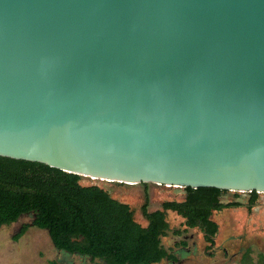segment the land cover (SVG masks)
<instances>
[{
  "label": "water",
  "instance_id": "1",
  "mask_svg": "<svg viewBox=\"0 0 264 264\" xmlns=\"http://www.w3.org/2000/svg\"><path fill=\"white\" fill-rule=\"evenodd\" d=\"M0 157L264 194V0H0Z\"/></svg>",
  "mask_w": 264,
  "mask_h": 264
},
{
  "label": "trees",
  "instance_id": "2",
  "mask_svg": "<svg viewBox=\"0 0 264 264\" xmlns=\"http://www.w3.org/2000/svg\"><path fill=\"white\" fill-rule=\"evenodd\" d=\"M81 178L42 164L0 157V227L27 215L30 223L21 225L13 240L34 227L47 233L54 249L67 254L103 264H155L173 259L161 244V238L173 232L165 219L167 212L209 240L217 232L211 212L240 206L237 201L222 203L227 193L223 190L182 188L181 201H164L152 212L143 201L140 214L145 225L141 226L127 204L95 185H80ZM247 194L249 208L257 194ZM239 264H263V258L258 255L254 263L245 251Z\"/></svg>",
  "mask_w": 264,
  "mask_h": 264
},
{
  "label": "rangeland",
  "instance_id": "3",
  "mask_svg": "<svg viewBox=\"0 0 264 264\" xmlns=\"http://www.w3.org/2000/svg\"><path fill=\"white\" fill-rule=\"evenodd\" d=\"M82 186L95 185L108 192L111 198L127 204L133 211V220L141 226L145 225L140 214V206L147 202V211L159 209L164 201H181L183 191L179 188L155 184H115L113 182L91 180L82 177L79 181ZM247 193L227 192L221 197L222 203L240 202V206L227 207L219 211H212L210 219L217 226V233L213 238V246L208 248L201 234L194 230H186L190 236L189 252L177 257L179 264H239L240 256L248 251L254 263L258 255L263 258L264 264V194H257L254 203L247 208ZM169 228L181 230L182 220L174 213H166ZM29 216H21L8 226L0 227V264H103L97 260L91 261L87 257L67 255L56 251L52 246L47 233L43 230L29 227L18 239L13 236L23 224L30 223ZM176 240L172 233L161 238V244L168 251ZM191 242L195 243L192 249ZM157 264H168L161 260Z\"/></svg>",
  "mask_w": 264,
  "mask_h": 264
},
{
  "label": "flooded vegetation",
  "instance_id": "4",
  "mask_svg": "<svg viewBox=\"0 0 264 264\" xmlns=\"http://www.w3.org/2000/svg\"><path fill=\"white\" fill-rule=\"evenodd\" d=\"M183 226V225H182ZM184 228L181 230L178 229H174L172 232V236L176 238V240L173 241L172 246H175V248H172V250H168L167 253L173 257V259H162L164 260L166 263L168 264H179L178 259L176 256L181 257L183 254L188 253L189 252V240L191 239L190 236L186 235V230H190V229H186L185 226H183ZM197 234H201L197 229L194 230ZM217 233V232H216ZM201 237L203 239L204 242H206V244L208 245L207 247L210 248L213 246V238L209 239V240H205L203 235L201 234ZM191 247L192 249L195 248V243L191 242ZM58 251V250H56ZM62 252V251H59ZM64 253V252H62ZM67 254V253H64ZM244 253L241 254L240 258H242ZM67 255H74V254H67ZM157 264V263H155Z\"/></svg>",
  "mask_w": 264,
  "mask_h": 264
}]
</instances>
